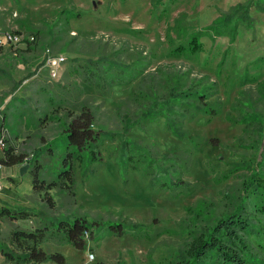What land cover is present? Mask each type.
Segmentation results:
<instances>
[{"label": "rangeland", "instance_id": "374dc122", "mask_svg": "<svg viewBox=\"0 0 264 264\" xmlns=\"http://www.w3.org/2000/svg\"><path fill=\"white\" fill-rule=\"evenodd\" d=\"M244 1L0 0V33L40 31L35 42L15 55L11 49H0V84L6 87L0 90V115L5 116L4 138L14 151L29 157L33 149L48 145L52 152L41 155L42 176L54 177L65 145L58 133L68 113H77L83 103L95 111L94 127L120 133L102 139L98 163L75 166L72 195L49 190L53 207L33 190L25 158L20 164H3L0 204L125 224L126 232L120 236L108 231L109 224L95 227L97 238L87 240L83 249L48 237L40 244L45 252H60L62 264H175L198 231L245 197L250 226L239 231L248 246L245 257L248 264H264V195L248 183L252 175L264 172V138L258 136L256 118L261 116L264 127V93L259 92L264 84V9L250 7L249 26L233 20L227 27H216L222 12ZM259 2L264 7V0ZM167 32L173 44L197 35L203 50L172 56ZM46 48L64 57L55 76L48 75L44 64ZM98 56L110 69L106 75L135 76L125 84L111 82L108 91L104 85L101 90L107 94L101 96L81 78L88 61ZM19 85V96L9 97ZM203 85L213 91L212 98L221 100L222 112L209 122L203 117L186 121V139L165 128L160 117L134 124L121 134L122 123L140 113L148 95ZM226 113L238 122L228 121ZM241 116L248 120L240 121ZM123 136L139 148L131 146L128 152L133 157L119 161ZM148 148L155 153L153 158ZM177 177L183 181L178 187ZM38 225L35 215L11 221L1 217L0 237L8 242L14 226ZM0 264L17 263L0 253ZM200 264L220 262L209 252Z\"/></svg>", "mask_w": 264, "mask_h": 264}, {"label": "trees", "instance_id": "16d2710c", "mask_svg": "<svg viewBox=\"0 0 264 264\" xmlns=\"http://www.w3.org/2000/svg\"><path fill=\"white\" fill-rule=\"evenodd\" d=\"M258 10L264 9L259 0H246L241 3L232 5L229 11L222 12L216 21V27L228 26L231 21L243 22L251 24V19L247 17L250 7ZM239 14V17H237ZM237 17V18H236ZM235 22V23H236ZM233 23L232 25H234ZM228 28H226L227 30ZM232 29V27H231ZM235 29V28H234ZM20 33L19 29L11 30ZM39 29L33 31L34 37L39 34ZM233 34V33H232ZM170 37L167 32V37ZM234 38H231L232 41ZM35 42V41H34ZM170 48L168 54L172 56L193 55L203 50V43L197 35H191L185 43L173 44V40L169 38ZM26 48L29 45L25 46ZM230 50L227 47L226 53ZM97 57L94 61H88L89 66L85 67L82 73V80L95 89V92L102 93L105 96L111 82H120L125 84L133 79L135 75L127 77L117 76L110 77L106 75L110 69L102 65ZM96 64V67L92 64ZM221 63V61H220ZM73 74L77 73L72 68ZM98 72V75H95ZM87 73L89 75H87ZM110 77V78H109ZM117 78V79H115ZM105 85L107 91L101 88ZM213 91L206 85L201 88L182 89L180 87H171L164 94L152 93L147 96L146 101L141 103L142 110L133 119L122 123L124 135L134 124H142L151 118H163L164 126L179 139H186L189 134L184 127L186 121L196 120L203 117L205 122H209L214 116L222 112V102L213 96ZM264 93V84H261L259 90ZM97 94H95L96 96ZM48 103L53 101L48 98ZM233 109V106H232ZM227 115V116H226ZM226 119L231 122H238L237 118L230 117L226 113ZM259 120L258 136L264 138V127L262 126L261 116L256 115ZM240 121L248 120L246 116L238 117ZM4 117H0V128H3ZM95 111L87 103L79 106L77 113H68L63 126L58 133L59 137L65 139L64 155L61 159L59 170L54 177L47 179L42 176L43 164L41 163V155L46 151L48 154L52 152L48 145L39 146L31 151L29 157H22L21 153H16L14 147L8 144V139L3 138L4 144L0 162L5 165H15L27 162L30 166L32 175V188L34 191L42 193V198L49 207H53L52 197L49 190L52 188L62 189L69 194L74 193L75 183V166L83 165L84 168L90 167L95 162H99L102 158L100 152L101 141L104 137L114 138L120 133L102 130L94 127ZM210 141H214L213 138ZM217 144V143H214ZM197 145V143H193ZM122 146V148H121ZM119 144V153L117 160L121 161L124 157H133L129 154L128 149L131 146L139 148L136 142H132L130 138L123 136L122 145ZM127 150V151H126ZM150 157H154L155 153L150 148L146 149ZM128 152V153H126ZM29 155V154H28ZM258 174V173H257ZM261 176L252 175L249 182L254 188L258 189L259 194L264 195V172H260ZM253 180V181H252ZM183 181L177 177L174 182L179 186ZM262 193V194H261ZM262 198V197H261ZM245 197L241 198L236 204V208L227 211L225 215L220 214L218 218L208 227L198 231L186 244L183 255L175 262V264H200L201 260L212 252L220 264H248L245 257L248 246L239 231H247L250 226V220L247 217L248 210L244 205ZM263 199V198H262ZM264 204V203H263ZM264 212V207L261 208ZM242 214H241V213ZM31 215H35L39 221V225L33 229H24L18 226L10 231L8 242L0 237V253L3 257L17 264L28 262L42 263L46 261L55 262L57 264L64 263V256L60 252H45L40 244L48 237H52L60 243H67L71 246L83 249L86 247L87 240L97 238L94 232L95 227L109 224L108 231L115 235H122L126 232L125 224L106 223L99 219H90L84 215H55L44 214L39 210L25 206H8L0 204V218L5 217L8 220L26 219ZM136 226V224L132 225ZM133 229V228H132ZM1 234V231H0ZM102 264V263H98Z\"/></svg>", "mask_w": 264, "mask_h": 264}, {"label": "built area", "instance_id": "2783aa9c", "mask_svg": "<svg viewBox=\"0 0 264 264\" xmlns=\"http://www.w3.org/2000/svg\"><path fill=\"white\" fill-rule=\"evenodd\" d=\"M35 40L34 35H23L21 32H14L11 30H5L0 33V48L8 47L12 50L13 55L17 53L23 46L32 44ZM64 57L60 53H53L49 48L45 49L44 64L48 68V75L55 76L59 65L63 62ZM2 129V130H1ZM0 129V148L4 146V134L5 128ZM3 164L0 162V169ZM0 183V189H1Z\"/></svg>", "mask_w": 264, "mask_h": 264}, {"label": "crops", "instance_id": "0c3cea01", "mask_svg": "<svg viewBox=\"0 0 264 264\" xmlns=\"http://www.w3.org/2000/svg\"><path fill=\"white\" fill-rule=\"evenodd\" d=\"M4 48H7V49H10V48H8V47H2V48H0V49H4ZM33 75H31L30 77H32ZM30 77H28V78H30ZM2 83V82H1ZM3 84H0V90H1V88H6V87H3L2 86ZM6 85V84H5ZM22 87H21V85H19L12 93H10L9 94V97L12 95V96H19V93H20V89H21ZM5 90V89H4ZM26 95L27 96H30L29 95V93L31 92V90H29V89H26ZM7 100V99H6ZM24 108V107H23ZM17 109H22V106H20V108H19V106L17 107ZM0 117H4V120H3V123H4V125H5V116H4V114H1L0 115ZM2 130V129H1Z\"/></svg>", "mask_w": 264, "mask_h": 264}, {"label": "water", "instance_id": "95a60500", "mask_svg": "<svg viewBox=\"0 0 264 264\" xmlns=\"http://www.w3.org/2000/svg\"><path fill=\"white\" fill-rule=\"evenodd\" d=\"M22 168V167H21Z\"/></svg>", "mask_w": 264, "mask_h": 264}]
</instances>
